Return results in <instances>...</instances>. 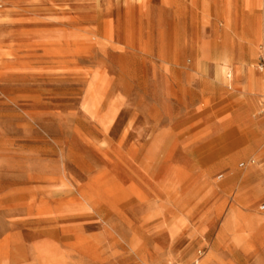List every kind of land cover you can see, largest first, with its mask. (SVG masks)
<instances>
[{"label": "rangeland", "instance_id": "374dc122", "mask_svg": "<svg viewBox=\"0 0 264 264\" xmlns=\"http://www.w3.org/2000/svg\"><path fill=\"white\" fill-rule=\"evenodd\" d=\"M263 54L264 0H0V264H264V137L195 88Z\"/></svg>", "mask_w": 264, "mask_h": 264}, {"label": "crops", "instance_id": "0c3cea01", "mask_svg": "<svg viewBox=\"0 0 264 264\" xmlns=\"http://www.w3.org/2000/svg\"><path fill=\"white\" fill-rule=\"evenodd\" d=\"M235 72L237 76V81H236V85L234 86H232L231 84L227 85V82L224 79H219L217 77L221 75L216 76V74H213L210 76V79L206 81V83L205 82L198 83L195 86V88H197V91L199 92L208 91L210 96L212 93L217 92V90H219L222 93H226L227 95H230L231 93L233 94V90H234V94L236 98H239L241 100V103L236 108V110L232 112L229 117L226 118L224 131L228 133V135L236 137L237 142H234L233 145L243 144L242 142L247 140L248 141L247 146H249L251 139L255 135V133H260L264 137V116L257 117L256 115V111L259 109V106H260L259 100L261 98L260 99L256 98L255 96H253L251 92V89L257 86L258 83L261 82L263 75L261 76V75H258L256 72H253V70H251L249 66L245 63L235 64ZM228 77H231V74H228ZM242 114H249L253 119V123L250 126H247L246 128L241 127L235 120L239 115H242ZM261 127L263 128V131L261 130ZM244 136L246 138H244ZM247 146L245 148L243 147L241 151L239 152H235V153L225 156L223 158V165L224 166L233 165L238 155L240 154H247V153L252 154L250 150L249 151L247 150ZM233 177L235 178V180H237L239 175H236ZM241 183L242 181L240 182V184ZM243 183H246V181L243 180ZM262 204L259 205V208ZM232 205L237 206L238 209L242 211H248V210H245L241 201H235L231 203L228 210L230 209ZM227 214L228 212L226 213L225 216H227ZM221 229H222V226H221ZM218 238L219 237H217L216 240ZM216 240L209 249V251L214 252L213 261L210 264H218V261L216 259V256H217L216 253L220 246L218 247L216 246Z\"/></svg>", "mask_w": 264, "mask_h": 264}, {"label": "built area", "instance_id": "2783aa9c", "mask_svg": "<svg viewBox=\"0 0 264 264\" xmlns=\"http://www.w3.org/2000/svg\"><path fill=\"white\" fill-rule=\"evenodd\" d=\"M259 70L264 72V54L261 56L260 62H259ZM222 175L219 176L221 178ZM261 210H264V203L260 206ZM205 252L202 250L198 251V254L195 258H193L190 262L188 263H178V264H201V259L203 258Z\"/></svg>", "mask_w": 264, "mask_h": 264}, {"label": "bare ground", "instance_id": "6f19581e", "mask_svg": "<svg viewBox=\"0 0 264 264\" xmlns=\"http://www.w3.org/2000/svg\"><path fill=\"white\" fill-rule=\"evenodd\" d=\"M222 70H220L219 72H218V74L219 75H222V72H221ZM264 76V75H263ZM263 99H264V96H263Z\"/></svg>", "mask_w": 264, "mask_h": 264}]
</instances>
